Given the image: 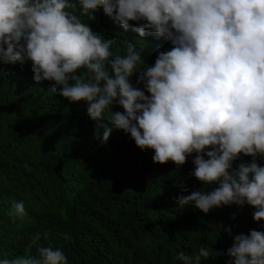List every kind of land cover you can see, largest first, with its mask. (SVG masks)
Listing matches in <instances>:
<instances>
[{
	"label": "clouds",
	"instance_id": "obj_1",
	"mask_svg": "<svg viewBox=\"0 0 264 264\" xmlns=\"http://www.w3.org/2000/svg\"><path fill=\"white\" fill-rule=\"evenodd\" d=\"M101 9L124 32L163 37L171 49L158 51L152 66L133 43L121 42L126 54H114L118 40L88 23ZM27 62L37 84L48 81L53 93L87 104L102 143L122 130L142 151L153 150V163L177 169L195 154L189 175L216 187L178 197L179 207L207 214L248 205L253 220L264 221V166L257 163L264 158V0H0V64ZM116 106L123 111L113 112ZM242 156L251 162L234 167ZM25 215L14 201L8 216ZM218 227L233 240L226 264H264V231L233 236L231 227ZM31 239L23 255L0 264H68L60 248L37 246L33 255L41 233ZM210 255L202 246L176 259L201 264Z\"/></svg>",
	"mask_w": 264,
	"mask_h": 264
},
{
	"label": "trees",
	"instance_id": "obj_2",
	"mask_svg": "<svg viewBox=\"0 0 264 264\" xmlns=\"http://www.w3.org/2000/svg\"><path fill=\"white\" fill-rule=\"evenodd\" d=\"M95 15L89 26L118 40L114 54L117 48L126 54L121 42L133 43L152 66L158 51L172 47L163 37L124 32L102 9ZM131 83L143 87L135 76ZM51 87L33 80L31 62L0 64V259L23 255L40 232L32 254L37 246L60 248L68 264H181L178 252L191 255L202 246L211 255L201 264H226L233 240L218 225L231 227L233 236L264 231L248 205L207 214L179 207L178 197L216 187L189 175L195 154L177 169L153 163V150L142 151L122 130L102 143L87 104L70 103ZM251 160L242 156L233 166ZM257 163L264 166V158ZM14 201L23 202L26 213L15 222L8 216Z\"/></svg>",
	"mask_w": 264,
	"mask_h": 264
}]
</instances>
